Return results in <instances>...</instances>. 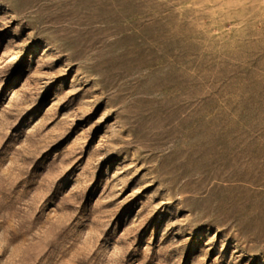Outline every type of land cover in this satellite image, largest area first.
<instances>
[{"label":"rangeland","instance_id":"1","mask_svg":"<svg viewBox=\"0 0 264 264\" xmlns=\"http://www.w3.org/2000/svg\"><path fill=\"white\" fill-rule=\"evenodd\" d=\"M0 264H264V0H0Z\"/></svg>","mask_w":264,"mask_h":264}]
</instances>
